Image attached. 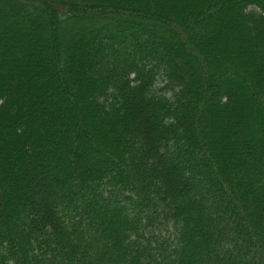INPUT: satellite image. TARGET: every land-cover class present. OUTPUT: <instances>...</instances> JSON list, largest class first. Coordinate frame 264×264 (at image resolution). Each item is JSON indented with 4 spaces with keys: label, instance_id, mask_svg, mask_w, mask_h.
<instances>
[{
    "label": "trees",
    "instance_id": "1",
    "mask_svg": "<svg viewBox=\"0 0 264 264\" xmlns=\"http://www.w3.org/2000/svg\"><path fill=\"white\" fill-rule=\"evenodd\" d=\"M0 264H264V0H0Z\"/></svg>",
    "mask_w": 264,
    "mask_h": 264
}]
</instances>
